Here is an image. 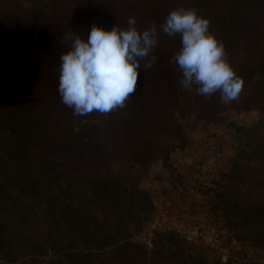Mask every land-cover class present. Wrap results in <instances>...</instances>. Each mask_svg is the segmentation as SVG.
<instances>
[{
    "label": "trees",
    "instance_id": "16d2710c",
    "mask_svg": "<svg viewBox=\"0 0 264 264\" xmlns=\"http://www.w3.org/2000/svg\"><path fill=\"white\" fill-rule=\"evenodd\" d=\"M179 8L209 19L236 74L248 79L240 101L264 111V0H0V260L100 250L148 223L153 207L137 187L109 176L76 177L72 170L105 166L113 153L103 143L145 161L161 142L172 145L180 131L175 113L191 112L199 100H221L179 83L182 73L172 57L181 38L161 28ZM131 17L139 31L155 22L158 32L157 45L141 61L137 91L123 108L75 115L58 91L59 57L77 36L86 40L91 25L126 29ZM134 201L147 210L136 211ZM241 210L244 221L264 214L260 204ZM182 247L166 252L171 259H148L140 246L125 244L110 254L65 253L46 263L32 258L19 264H151V258L152 264H204Z\"/></svg>",
    "mask_w": 264,
    "mask_h": 264
},
{
    "label": "rangeland",
    "instance_id": "374dc122",
    "mask_svg": "<svg viewBox=\"0 0 264 264\" xmlns=\"http://www.w3.org/2000/svg\"><path fill=\"white\" fill-rule=\"evenodd\" d=\"M228 61L231 63V58ZM240 78L243 86L238 99L227 104L214 98L199 100L191 112L175 113L179 133L171 146L161 142L158 153L149 159L133 161L113 143H103L113 153L105 166L72 170L76 177L109 176L146 194L153 213L142 229L133 228L127 238L100 250L30 254L16 261L0 260V264H19L32 258L46 263L65 253H112L125 244L140 246L148 259L159 260L160 254L169 256V250L174 253L177 246H183L204 264H264V214L239 219L244 214L241 208L264 206V111L240 101L248 84L246 77ZM210 109L205 116L203 110ZM161 152L165 154L159 155ZM166 204L169 216L162 219ZM133 205L136 211L147 210H138L135 201ZM159 226L169 230L155 229ZM160 233L166 239L157 238ZM156 264H164V259Z\"/></svg>",
    "mask_w": 264,
    "mask_h": 264
},
{
    "label": "clouds",
    "instance_id": "9594fccd",
    "mask_svg": "<svg viewBox=\"0 0 264 264\" xmlns=\"http://www.w3.org/2000/svg\"><path fill=\"white\" fill-rule=\"evenodd\" d=\"M128 27L107 30L91 25L87 39L77 36L71 50L59 57V94L75 115L92 112L107 114L123 108L127 98L137 91L141 61L146 60L158 43L156 23L143 32L134 17ZM165 35L179 34L181 48L172 57L182 79L180 85L208 98L219 92L227 104L238 99L243 80L228 61L225 46L210 31V21L195 9L172 10L161 25ZM153 56L145 64L151 67Z\"/></svg>",
    "mask_w": 264,
    "mask_h": 264
},
{
    "label": "built area",
    "instance_id": "2783aa9c",
    "mask_svg": "<svg viewBox=\"0 0 264 264\" xmlns=\"http://www.w3.org/2000/svg\"><path fill=\"white\" fill-rule=\"evenodd\" d=\"M154 205H156V202H154ZM169 212H170L169 205L166 204V205L164 206V211H163V213L160 214V217H161L162 219H167L168 216H169ZM155 229H158V230H163V229L166 230V229H168V230H169V228H167V227H161V226H159L158 228L155 227Z\"/></svg>",
    "mask_w": 264,
    "mask_h": 264
}]
</instances>
